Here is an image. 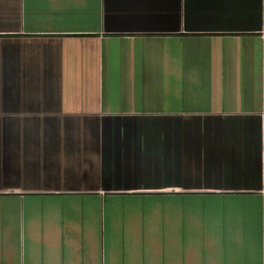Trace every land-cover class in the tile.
Instances as JSON below:
<instances>
[{"label":"crops","instance_id":"obj_1","mask_svg":"<svg viewBox=\"0 0 264 264\" xmlns=\"http://www.w3.org/2000/svg\"><path fill=\"white\" fill-rule=\"evenodd\" d=\"M190 235L264 264V0H0V264H194Z\"/></svg>","mask_w":264,"mask_h":264},{"label":"rangeland","instance_id":"obj_2","mask_svg":"<svg viewBox=\"0 0 264 264\" xmlns=\"http://www.w3.org/2000/svg\"><path fill=\"white\" fill-rule=\"evenodd\" d=\"M28 167H30V165L28 166ZM33 169H35V166L33 167V168H28V170H32L33 171ZM148 205H150V204H148ZM134 206H132V210L131 211H129V210H127V213H128V215H130V218L131 219H129L130 221V223H129V226H128V228H126L125 230H124V232H125V235L123 236L124 237V243H125V249L126 250H128L129 248H131L130 246H127V244H133L134 246H136V247H138V249L140 250V251H144V252H146V254H149L150 252H155L154 250H153V244L156 242V241H154V243H152L151 241H150V239H151V237L152 236H154V235H157L158 234V236L160 235V233H159V231H160V227H161V221H157V219H159V217H160V215H161V217H162V215L164 214V212L162 211V210H159V211H149L148 210V206H146L145 208H144V210H145V216H147V219H143L140 215H142L141 214V212H143V210H142V207H140L141 208V210H135L134 208H133ZM150 207H152V206H150ZM153 208V207H152ZM154 209H156L157 210V208H155L154 207ZM134 217H133V216ZM136 215V216H135ZM138 216H140L139 218H141V219H139L138 218ZM152 218V225H154V226H152L151 228L149 227L148 229H147V227H146V225H147V222H146V224H144V225H142L141 223H143V221H145V220H148V219H151ZM156 218V219H155ZM153 219H155L154 221H153ZM139 220H140V223H139ZM142 220V221H141ZM157 221V222H156ZM156 222V223H155ZM153 223H155V224H153ZM144 227L145 226V232H144V234H145V236L146 237H148L147 239V248L146 247H141L140 248V246H142L141 244H137V239H139L138 238V233H141V230H142V226ZM109 231L110 230H108V233H109ZM143 231V230H142ZM155 231V232H154ZM143 233V232H142ZM110 234V233H109ZM121 235H123V234H121ZM121 235H118L117 237H118V241L116 242V244H115V249L116 250H120L119 249V242H120V236ZM141 235V234H140ZM114 236V235H113ZM115 237V236H114ZM108 238H111V240L114 242V240H115V238H113L111 235L110 236H108ZM113 238V239H112ZM188 240H186V243L185 244H187V252H185L186 253V258H188V259H186L187 261H189L190 263H194V264H196V259H197V256H196V247H197V243H194V242H197V241H195L194 239H192L191 238V235L187 238ZM122 241V240H121ZM122 244V243H121ZM139 245V246H138ZM177 242H174V244L173 243H163V247L165 246V248H169V249H173L172 251H174L175 250V248L177 247ZM152 247V248H151ZM133 248V247H132ZM143 249V250H142ZM134 250H135V248H134ZM133 251V250H132ZM157 252V251H156ZM159 252L161 253L162 252V249L160 248V250H159ZM182 252H183V250H182ZM147 258V257H146ZM146 260H148V259H145V261ZM143 261V259H142V257H141V259L140 260H137L136 261V263H139V262H142ZM148 261H150V260H148ZM147 261V262H148ZM146 262V263H147Z\"/></svg>","mask_w":264,"mask_h":264}]
</instances>
